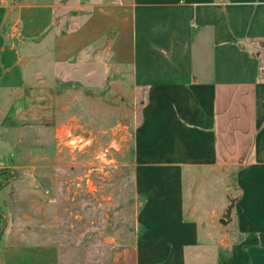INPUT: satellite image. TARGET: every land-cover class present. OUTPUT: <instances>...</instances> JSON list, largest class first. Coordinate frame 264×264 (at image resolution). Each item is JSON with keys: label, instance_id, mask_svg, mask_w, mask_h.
<instances>
[{"label": "crops", "instance_id": "obj_1", "mask_svg": "<svg viewBox=\"0 0 264 264\" xmlns=\"http://www.w3.org/2000/svg\"><path fill=\"white\" fill-rule=\"evenodd\" d=\"M89 1L61 20L58 0H0L3 202L56 226L59 184L128 159L136 233L104 239L106 264H218L264 232V0ZM27 41L51 84L30 83ZM75 137L88 146L69 153ZM244 250L264 264V245Z\"/></svg>", "mask_w": 264, "mask_h": 264}, {"label": "rangeland", "instance_id": "obj_2", "mask_svg": "<svg viewBox=\"0 0 264 264\" xmlns=\"http://www.w3.org/2000/svg\"><path fill=\"white\" fill-rule=\"evenodd\" d=\"M47 1L53 2L10 0V3L31 2L37 5ZM88 2L58 0L63 6L57 10V18L63 20L81 16L78 8H85ZM49 41L48 38L46 43ZM43 49L44 44L36 45L33 41L26 43L25 52L32 58L23 68L29 73L31 84L52 83L50 77L43 80L36 76L37 73L50 72L52 69L49 57L42 56ZM255 50L260 52V59L264 61V50L259 47ZM62 77L66 76L62 74ZM3 96L4 93H0V113L9 101ZM116 159L114 165L108 161L104 163L102 159L101 165L110 167L96 174L88 175L86 168H82L85 171L79 172L82 178L78 190L71 188L70 183L67 184L69 187L66 184L58 185L62 202L47 203L50 209L55 207L57 211L56 226H46L43 216L41 218L30 211V216L24 219L22 214L26 210L21 205L3 202L10 197L7 192L11 187L5 188L0 193V264H106L109 246L104 239L111 238L116 245L123 244L132 240L136 233L134 218L138 199L131 186L129 160ZM64 174L68 180L71 174L77 175L78 172L66 168ZM23 186L18 184V187ZM71 193L77 194L74 200Z\"/></svg>", "mask_w": 264, "mask_h": 264}, {"label": "trees", "instance_id": "obj_3", "mask_svg": "<svg viewBox=\"0 0 264 264\" xmlns=\"http://www.w3.org/2000/svg\"><path fill=\"white\" fill-rule=\"evenodd\" d=\"M247 245H264V232L249 233L241 239L238 244L226 251H220L218 254V264H247L248 254L244 250Z\"/></svg>", "mask_w": 264, "mask_h": 264}, {"label": "built area", "instance_id": "obj_4", "mask_svg": "<svg viewBox=\"0 0 264 264\" xmlns=\"http://www.w3.org/2000/svg\"><path fill=\"white\" fill-rule=\"evenodd\" d=\"M88 143H89L88 141H85L82 138L75 137V138H70V139L66 140L64 147L66 149H68L70 152H72V149H74L75 151L83 150L84 148H86L88 146ZM105 156L106 155L103 152L102 155H100V156L96 155L95 157L101 158V157H105ZM93 173H95V172H93Z\"/></svg>", "mask_w": 264, "mask_h": 264}, {"label": "water", "instance_id": "obj_5", "mask_svg": "<svg viewBox=\"0 0 264 264\" xmlns=\"http://www.w3.org/2000/svg\"><path fill=\"white\" fill-rule=\"evenodd\" d=\"M226 219H228V216L224 218V221H225ZM224 221H223V223H224Z\"/></svg>", "mask_w": 264, "mask_h": 264}]
</instances>
